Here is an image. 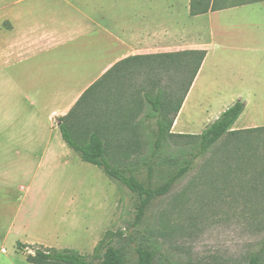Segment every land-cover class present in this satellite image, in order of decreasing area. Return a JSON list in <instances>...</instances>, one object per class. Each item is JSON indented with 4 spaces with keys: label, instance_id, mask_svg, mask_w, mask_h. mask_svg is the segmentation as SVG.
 <instances>
[{
    "label": "crops",
    "instance_id": "1",
    "mask_svg": "<svg viewBox=\"0 0 264 264\" xmlns=\"http://www.w3.org/2000/svg\"><path fill=\"white\" fill-rule=\"evenodd\" d=\"M189 1L0 0V264H34L37 247L89 254L113 219L114 203L89 218L100 174L59 123L118 62L203 49L171 131L198 134L238 100L232 129L264 126V0L197 15Z\"/></svg>",
    "mask_w": 264,
    "mask_h": 264
},
{
    "label": "trees",
    "instance_id": "2",
    "mask_svg": "<svg viewBox=\"0 0 264 264\" xmlns=\"http://www.w3.org/2000/svg\"><path fill=\"white\" fill-rule=\"evenodd\" d=\"M251 1L256 0H190L189 13L197 15ZM205 55L206 51L203 49H185L126 58L94 82L74 108L65 117L60 118L59 130L66 144L83 161L96 165L109 179L132 192L134 226L143 221L146 210L154 199L167 194L174 183L193 169L199 158L205 157L209 152H212V155L208 158L207 165L221 162L246 169L242 166L264 162V156L257 155L258 144L252 141L264 130V126L232 129L244 110V103L240 100L227 107L198 134L171 131L174 119ZM138 72L150 75L148 81L151 87L158 83L156 76L166 72L176 87L167 92L164 87L157 85L154 91L143 92L147 112L137 124L147 129L149 152L137 163L119 165L112 162L109 149L112 142L117 146L115 148L122 147L125 132L128 133L131 128L128 118L131 109L127 95L114 97L113 94L115 90L124 87L123 83H127L124 79L127 76L137 75ZM177 94L179 98H172ZM173 101H176V104ZM170 110L172 113L168 115ZM175 135L186 136L190 140L185 145L178 146L175 152L167 157L171 147L170 139ZM227 137L232 138V141L226 142ZM221 140L223 144L226 142L224 147L219 144ZM226 148L228 150L223 153ZM162 165H171L173 168L168 171L163 182L155 185L152 177ZM108 233L98 240L89 254L71 248L37 247L33 252L27 253L26 259L34 264H156L159 248L150 239L139 242L134 247L136 259L130 261L112 244L111 238L107 237ZM25 247L24 244L18 243L21 250ZM247 264L263 263L257 255L252 254Z\"/></svg>",
    "mask_w": 264,
    "mask_h": 264
},
{
    "label": "rangeland",
    "instance_id": "3",
    "mask_svg": "<svg viewBox=\"0 0 264 264\" xmlns=\"http://www.w3.org/2000/svg\"><path fill=\"white\" fill-rule=\"evenodd\" d=\"M149 76L143 73L127 76L124 79L127 83L118 90L120 94L117 90L113 94L114 97L127 95L131 109L128 116L131 128L125 132L122 147L115 148L112 142L109 149L111 160L116 164L137 163L149 152L147 129L137 124L147 112L143 92L154 91L157 85L167 92L176 87L166 72L156 76L155 87L149 86ZM173 97L179 98V94ZM189 140L186 136L171 137L167 157ZM226 140L231 142L232 138ZM252 141L258 144L257 155L264 156V130ZM220 142L223 147L226 145ZM211 155L209 152L199 158L194 168L178 179L167 194L154 199L143 221L135 226L132 225V192L95 167L100 175L94 176L92 194L97 200L87 208L89 218L94 214V225L114 203L113 219L99 239L109 232L107 237L112 244L130 261L136 259L134 247L150 239L159 248L156 264H247L252 254L264 264V162L242 166L246 169L221 162L207 165ZM172 168L171 165L158 167L152 177L153 184L163 182Z\"/></svg>",
    "mask_w": 264,
    "mask_h": 264
}]
</instances>
